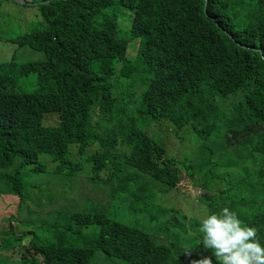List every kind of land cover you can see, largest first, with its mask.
Masks as SVG:
<instances>
[{
	"label": "trees",
	"instance_id": "16d2710c",
	"mask_svg": "<svg viewBox=\"0 0 264 264\" xmlns=\"http://www.w3.org/2000/svg\"><path fill=\"white\" fill-rule=\"evenodd\" d=\"M23 1L48 2L32 5L6 46L44 60L9 61L0 40V200L44 212L27 209L41 231L0 229V264H218L198 228L225 207L264 245V0H207L205 12L204 0ZM122 9L138 44L133 62L119 37ZM242 15L252 23L239 29ZM9 17L0 0V21ZM28 75L31 94L21 92ZM148 126L200 152L188 145L176 163ZM105 171L115 177L94 178ZM89 177L93 195L77 210L54 205L52 180L82 193ZM137 214L164 219L156 235L125 224Z\"/></svg>",
	"mask_w": 264,
	"mask_h": 264
},
{
	"label": "rangeland",
	"instance_id": "374dc122",
	"mask_svg": "<svg viewBox=\"0 0 264 264\" xmlns=\"http://www.w3.org/2000/svg\"><path fill=\"white\" fill-rule=\"evenodd\" d=\"M38 2V1H37ZM255 4L254 3H250V6L248 8H246L244 10V13H249L252 11V9H254ZM1 8L2 10H9L10 11V17L8 19H6L7 21H0V40L3 43V47L8 48L6 46V40L8 38L11 37H15L18 34H21L22 29L24 28V23H25V19L27 18V14H29V12H32L33 9H35V6H22L19 5L17 3L11 2V1H7V0H1ZM22 9L24 10L23 13L19 14L16 16V11ZM29 11V12H28ZM126 13V15H125ZM120 20L121 24H120V33H119V37L126 39V40H130V34L128 31L129 28V16L131 15V13L128 10L122 9L120 11ZM128 15V17H127ZM122 16H124L122 18ZM233 17H235L232 14ZM236 22L238 24V28L239 29H244L246 27H248L251 23H252V19L246 15H242L240 17L235 18ZM21 27L19 26V23ZM137 42L136 41H130L129 45H128V49H127V56L129 57V59L133 62L136 59V52H137ZM14 46L11 45L10 48H8L9 51H4V49L0 48V52L4 51V52H9L10 54L8 55L7 60H10L9 58H11L12 56L15 57V61L18 63H22V62H33V61H43L44 60V56L36 51H33L29 48H21V49H14ZM1 54V53H0ZM0 61H4L2 59V57L0 56ZM36 80V77H34L33 75H28L25 76V81H26V85L23 86L21 89V92H25L26 94H31L34 93L36 91V84H34V81ZM52 118V117H51ZM150 127H153L150 129ZM147 130L149 131L148 133H150V130L152 132H156V134L153 136L154 140H158L161 139L163 141V143L166 145V154L167 156H169L170 158L175 159L176 163L178 161L177 157H179V155H183L185 153V147L190 145V146H194L191 142H189L188 138L185 136L183 140V142H180L181 140H173L174 136L173 134L169 131L166 130L164 127L162 130L158 129L156 126H148ZM147 132V131H146ZM179 135H184L183 133H180ZM197 147L198 151L200 152L198 146H194ZM77 164V161L75 162ZM179 166V164H178ZM82 169H85L86 171L90 168V166L88 165H81ZM180 171H182L180 173L181 177H182V181H181V185H188L186 182L188 181L187 178V173H185L186 170H182L179 169ZM85 174L87 175V173H77L78 177H82L81 175ZM136 173H127L128 176H133ZM76 175V176H77ZM73 176V177H76ZM109 176V175H107ZM189 183V181H188ZM225 183V185H224ZM216 187L217 188H226V184L227 181H222V180H216L215 181ZM82 193H79L77 191V187L74 184L70 185V190L68 185L63 186L62 189H60L55 180L51 181V188L53 191L52 197L54 196V199L52 200L54 202V205L56 206H61V205H66V206H70L71 208L69 210H77L76 207H79V205L84 202L85 197L88 195H93L90 193V187L92 185V179L91 178H87L85 180L82 181ZM190 186V184H189ZM114 190L113 185L111 184L110 186H108L105 190V192L107 194H110L112 191ZM193 194H195V196L199 195V191L195 190L192 191ZM175 192H173L174 194ZM163 203L165 204H169V201L165 199V196H163ZM194 203H197L194 200ZM198 204V203H197ZM29 205V201H25V203L23 204V206L20 209L21 214H19L18 212H15V208L16 205L12 204L8 209L5 210V214H10L14 217V219H7L4 220V218L2 219V221H0V229L3 231H7L10 227H14L16 228V230L20 231L19 233H22L23 231L26 232H33V229L37 228L40 230L39 225L36 226L37 224H32V222L30 221L31 219L28 217L27 213L28 210L30 209L31 206ZM18 207V205H17ZM177 207L179 209H181V213L182 214H187L190 217L193 215L194 217H198L201 216V214H199V212L196 213H190L188 209L185 208L184 204L180 201H177ZM195 208H197L198 206L195 205ZM30 210L34 211L38 210L40 211V213H43L44 211L39 208V207H32ZM117 210V209H116ZM157 210V208H150V212L151 213H155ZM121 217H123L122 215L119 216L118 218L121 220ZM28 218V219H27ZM200 220L203 219V216H201L199 218ZM4 220V221H3ZM159 222L158 221H154V220H150V218L148 216L145 215H140L137 214L135 216H133L132 218H130L129 220L125 221V224L130 225V226H137L139 229L143 230L144 232L150 234V235H156V231L161 229V221L164 220L161 216H159ZM32 225V226H31ZM32 237V234L28 235V238L26 239V244L30 243L29 240ZM74 247H77V243L73 245ZM15 264V263H14Z\"/></svg>",
	"mask_w": 264,
	"mask_h": 264
},
{
	"label": "clouds",
	"instance_id": "9594fccd",
	"mask_svg": "<svg viewBox=\"0 0 264 264\" xmlns=\"http://www.w3.org/2000/svg\"><path fill=\"white\" fill-rule=\"evenodd\" d=\"M206 5L207 2L205 4V0H204V7H203L204 12ZM120 24L121 21H119V27ZM129 27H130V23H129ZM230 38L231 40H233L232 37ZM128 41L130 43V41H136V40H132L130 37V40ZM236 44L245 50L257 51V52L259 51V49L256 48L241 46L238 43ZM12 57L10 58V60L12 59ZM22 63H27V62H22ZM157 142H161L163 145H165L161 139H158ZM109 174L110 173H107L106 171L97 173L94 176V178L98 176L99 179L103 181V183H106L108 179H112L115 177V176L112 177L107 176ZM110 185L111 184H108V186ZM11 205L12 204L4 205V203L0 200V215L2 217L6 215L5 210L8 209ZM15 212L17 211L15 210ZM4 220H7V218H4ZM198 231L202 236V245L204 246V249L211 250L212 255L215 257L216 261H218V264H264V245H261L259 240L257 239V229L254 227L243 225V222L239 219L237 214L234 211H231L229 208L227 207L223 208L219 214H210L206 216L200 223ZM198 264H213L212 257L210 256L201 257L200 260L198 261Z\"/></svg>",
	"mask_w": 264,
	"mask_h": 264
},
{
	"label": "water",
	"instance_id": "95a60500",
	"mask_svg": "<svg viewBox=\"0 0 264 264\" xmlns=\"http://www.w3.org/2000/svg\"><path fill=\"white\" fill-rule=\"evenodd\" d=\"M10 1H13V2H17V3H22V4H28V5H35V6H39L40 4L42 3H47L48 1H45V2H35V3H28V2H24L23 0H10ZM207 0H205V4H206Z\"/></svg>",
	"mask_w": 264,
	"mask_h": 264
}]
</instances>
